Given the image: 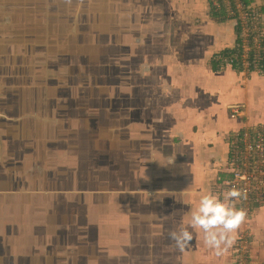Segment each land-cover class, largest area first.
Returning <instances> with one entry per match:
<instances>
[{
	"label": "crops",
	"instance_id": "0c3cea01",
	"mask_svg": "<svg viewBox=\"0 0 264 264\" xmlns=\"http://www.w3.org/2000/svg\"><path fill=\"white\" fill-rule=\"evenodd\" d=\"M255 1L264 26V0ZM5 4L24 18L46 14L47 25L68 19L72 22L73 16L78 17L76 44L83 46L80 41L96 38L97 42L88 44L107 48L98 53L99 61L115 80L119 92L110 93L114 102L118 96L119 106L112 109L92 104L91 108L95 106L103 112L104 118H99L98 113L85 114L83 120L89 130L98 132L79 140H92L98 143L93 150L103 152L124 142L131 144V149L125 151L128 157L123 166L121 163L122 170L124 167L129 174H123L119 182L107 175L109 165L116 164L110 161L113 155H103L108 159L103 176L108 192L116 189L113 185H121V190L125 186V199L119 206H125L127 213L133 209L138 212L136 230L127 222V226L121 225L122 233L135 232L136 251L131 264H233V251L243 234L251 240L248 264H264V204L241 226L235 244L220 257L205 245L203 232L190 224L201 197L215 193L218 180L226 178L228 152L237 129L243 124L264 126V77L243 73L238 67L242 61L234 67L223 60L242 46L235 22L213 13L209 0H0V8ZM7 31L9 27H0L4 54L9 52L4 38L12 37ZM261 42L264 47V40ZM216 54L222 59L220 66ZM2 64L9 68L8 56ZM233 106H241L244 117L231 119ZM115 124L121 139L113 134ZM93 150L88 147L87 154ZM132 152L139 163L137 167L130 164ZM82 168L90 171L95 164L88 159ZM133 194L136 201L131 198ZM48 203L21 200L13 205L9 211L14 215L12 224L22 226L25 234L0 230V264H59L63 251L59 252L53 238H59L57 232L62 231L61 218L66 212L59 209V204L70 202L56 203V210H52V201ZM97 223L89 220L87 234L108 238L110 235L103 234V225ZM181 228H187L194 237L183 252L169 237L170 231ZM36 233L44 234L47 240L52 238V248L49 242L33 239ZM91 239L93 236L88 238ZM92 243H97L96 238ZM112 247L114 255L103 252L105 263L128 264V249L116 254L118 245ZM90 260L87 264H91ZM71 262L73 257L64 264Z\"/></svg>",
	"mask_w": 264,
	"mask_h": 264
},
{
	"label": "flooded vegetation",
	"instance_id": "af4514ba",
	"mask_svg": "<svg viewBox=\"0 0 264 264\" xmlns=\"http://www.w3.org/2000/svg\"><path fill=\"white\" fill-rule=\"evenodd\" d=\"M17 13L6 4L0 8V27H9L7 33L12 35L4 38L9 52L4 54L0 48V230L7 234H25L22 226L12 224L14 215L9 211L16 202L52 201V210L57 209L55 205L58 202H70L59 204V209L66 207L64 215L68 214L67 209H76V213L73 211L76 215L73 224L61 218L62 231L57 232L59 238H53L59 252L63 251L59 254V264L72 257L74 262L69 264H79V261L87 264L90 257L95 264H104L106 257L103 252L114 255L112 245L115 244L119 247L115 250L116 254L122 253L124 248L128 249L130 256L127 258L130 259L127 261L131 264L136 251L135 232L122 233L124 228L121 225L127 226L128 223L136 230L138 212L133 209L127 213L125 206H119L125 199V186L121 190V185H113L112 188L116 186V189L109 193L108 186L103 182L104 166L108 162L104 154H112L110 161L116 162L107 168V175L113 182H119L123 174H129L124 167L122 170V166L128 157L125 151L131 149V144L124 142L120 147L103 152L101 149L93 150L98 143L94 144L92 140L82 143L79 140L81 136L88 138L98 132L97 129L89 130V124L83 120L85 114L98 113L99 118H104L103 112L95 106L91 108L92 104L112 109L119 106L118 96L114 102L110 93L113 90L119 92V89L109 76V68L103 69L104 64L99 61L98 53L105 52L107 48H94L88 44L89 41L97 42L96 38L80 41L83 46L76 44L74 34L78 17L74 19L73 16L72 23L47 25V15L38 13L36 15L42 19L41 27L33 25L21 33V16ZM6 56L9 57V68L2 64ZM4 68L8 69L5 71ZM115 128L113 134L121 139L119 126L115 124ZM124 134L130 138V135ZM88 147L93 150L89 155ZM133 152L130 164L137 167L139 163ZM88 159L95 164V169L88 171L82 168ZM131 198L136 201V194ZM79 206L82 208L79 209ZM103 209L108 212L103 213ZM97 214L99 222H103L100 225L98 222V226L103 225V234L110 235L106 239L81 231L77 223L79 220L76 217L82 218L81 227L84 228L86 219ZM36 234L33 239L37 242H49L52 246V238L47 240L44 234ZM74 235L77 240L72 248L64 251L63 239L73 238ZM91 236L96 238L97 243L93 244V239L88 240ZM80 248L87 249L88 255L80 252ZM132 251L134 254H131Z\"/></svg>",
	"mask_w": 264,
	"mask_h": 264
},
{
	"label": "built area",
	"instance_id": "2783aa9c",
	"mask_svg": "<svg viewBox=\"0 0 264 264\" xmlns=\"http://www.w3.org/2000/svg\"><path fill=\"white\" fill-rule=\"evenodd\" d=\"M210 8L215 14H222L235 22L242 46L239 52L223 58L225 65H235L242 61L244 73H256L264 77V26L255 0H209ZM218 65L221 58L215 55ZM231 119H241L244 111L241 106H233ZM228 172L226 178L219 179L215 193L222 194L226 189L236 186L247 190V199L236 206L247 210L249 220L256 208L264 204V126L243 124L234 133L228 152ZM250 238L243 234L239 237L232 255L233 264H248Z\"/></svg>",
	"mask_w": 264,
	"mask_h": 264
},
{
	"label": "clouds",
	"instance_id": "9594fccd",
	"mask_svg": "<svg viewBox=\"0 0 264 264\" xmlns=\"http://www.w3.org/2000/svg\"><path fill=\"white\" fill-rule=\"evenodd\" d=\"M247 190L232 186L222 194L209 192L203 195L199 207L191 214V227L203 232L205 245L217 257L223 256L237 239L241 226L246 222L248 213L236 205L247 199ZM169 237L175 247L183 252L194 237L187 228L172 230Z\"/></svg>",
	"mask_w": 264,
	"mask_h": 264
},
{
	"label": "rangeland",
	"instance_id": "374dc122",
	"mask_svg": "<svg viewBox=\"0 0 264 264\" xmlns=\"http://www.w3.org/2000/svg\"><path fill=\"white\" fill-rule=\"evenodd\" d=\"M21 20L22 21H25V22H23V23H25V24H23V23H21L20 24V29H21V33H23V32H26V29H29V27L30 26H33V25H37V26H39V28L41 27V25H42V19L38 16V15H36V14H34V15H32V16H27V19H26V17L24 18V16L23 17H21L20 18V22H21ZM59 20V19H58ZM30 22V23H29ZM68 22H70V23H72L71 22V20H69L68 19V21H63V23L64 24H66V23H68ZM49 38H51V34H50V32H49ZM58 45H59V43H58ZM68 50H71V48H68ZM62 203H64V202H62ZM82 207L81 206H79V209H81ZM64 209H66V207H64L63 208V211H64ZM67 211H68V214H66V215H64V213H63V219H65L68 223H69V221L68 220H73L74 219V217L76 216L75 215V213H76V209H74V208H72V209H67ZM75 213H74V212ZM61 212V211H60ZM62 214V213H61ZM92 214V213H91ZM76 219L77 220H79V222H77V223H79V228H80V230L81 231H87V228H88V222H89V220H91V221H93V220H97V222H99V219H100V216L97 214V215H91L90 217H88L87 219H86V221H85V223L83 224V226H84V228H82L81 227V220H82V218H77L76 217ZM104 220V219H103ZM97 226H98V223H97ZM67 228H69L68 226H67ZM64 240V242H63V250L64 251H66V249H69V248H72V245H73V243L77 240V239H75V238H65V239H63ZM67 242H68V244H67ZM78 250H80V252H85V253H88V251H87V249L86 250H84V249H82V248H80V249H78ZM91 258V257H90Z\"/></svg>",
	"mask_w": 264,
	"mask_h": 264
},
{
	"label": "water",
	"instance_id": "95a60500",
	"mask_svg": "<svg viewBox=\"0 0 264 264\" xmlns=\"http://www.w3.org/2000/svg\"><path fill=\"white\" fill-rule=\"evenodd\" d=\"M186 199H187V196H186Z\"/></svg>",
	"mask_w": 264,
	"mask_h": 264
},
{
	"label": "trees",
	"instance_id": "16d2710c",
	"mask_svg": "<svg viewBox=\"0 0 264 264\" xmlns=\"http://www.w3.org/2000/svg\"><path fill=\"white\" fill-rule=\"evenodd\" d=\"M263 12H264V10H263Z\"/></svg>",
	"mask_w": 264,
	"mask_h": 264
}]
</instances>
